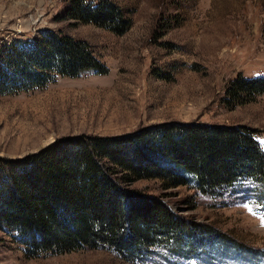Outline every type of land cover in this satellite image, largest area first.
<instances>
[{
  "label": "rangeland",
  "instance_id": "rangeland-1",
  "mask_svg": "<svg viewBox=\"0 0 264 264\" xmlns=\"http://www.w3.org/2000/svg\"><path fill=\"white\" fill-rule=\"evenodd\" d=\"M107 1L131 21L124 35L67 19L69 0H0V52L54 31L87 42L107 69L0 95V159L24 158L66 136H120L172 122L245 126L264 147V94L241 104L228 94L240 77L264 78V0ZM133 187L243 250L215 239L186 259L165 247L135 260L106 249L30 258L18 234L0 228V264H264V185L245 181L217 198L159 181Z\"/></svg>",
  "mask_w": 264,
  "mask_h": 264
},
{
  "label": "trees",
  "instance_id": "trees-1",
  "mask_svg": "<svg viewBox=\"0 0 264 264\" xmlns=\"http://www.w3.org/2000/svg\"><path fill=\"white\" fill-rule=\"evenodd\" d=\"M64 17L120 36L131 26L107 0H69ZM87 71L107 73L87 42L45 31L0 52V95ZM228 94L239 104L252 101L264 94V78L240 77ZM255 135L245 126L172 122L120 136H66L24 158L0 159V228L16 232L30 258L106 249L135 260L157 247L192 257L222 235L187 223L134 183L159 181L215 198L245 181L264 185V147ZM218 242L243 250L229 237Z\"/></svg>",
  "mask_w": 264,
  "mask_h": 264
},
{
  "label": "snow or ice",
  "instance_id": "snow-or-ice-1",
  "mask_svg": "<svg viewBox=\"0 0 264 264\" xmlns=\"http://www.w3.org/2000/svg\"><path fill=\"white\" fill-rule=\"evenodd\" d=\"M261 143H262V145H264V141H262ZM249 211H252V209H251V208H249Z\"/></svg>",
  "mask_w": 264,
  "mask_h": 264
}]
</instances>
